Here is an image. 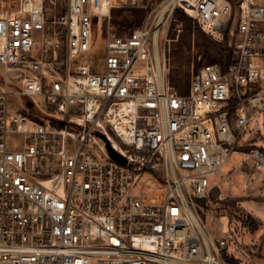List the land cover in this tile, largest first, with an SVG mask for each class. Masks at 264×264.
Segmentation results:
<instances>
[{"label":"built area","instance_id":"obj_1","mask_svg":"<svg viewBox=\"0 0 264 264\" xmlns=\"http://www.w3.org/2000/svg\"><path fill=\"white\" fill-rule=\"evenodd\" d=\"M53 2L0 11V264H264L209 199L212 176L234 196L221 171L231 153L245 189L264 179V150L236 148L264 109V0H167L122 32L110 11L136 0H65L48 15ZM176 8L223 48L220 63L192 69L186 93L168 79ZM14 96L24 108L9 117ZM146 171L163 181L162 203L134 194Z\"/></svg>","mask_w":264,"mask_h":264},{"label":"rangeland","instance_id":"obj_2","mask_svg":"<svg viewBox=\"0 0 264 264\" xmlns=\"http://www.w3.org/2000/svg\"><path fill=\"white\" fill-rule=\"evenodd\" d=\"M18 2L19 0H0V11H13ZM166 2L167 0H136V5L128 3L116 6L109 14L110 26L115 31L122 32L142 25L148 16L150 22ZM64 4L65 0H54L53 4L47 5L46 12L48 15L61 12L64 9ZM155 8L156 10L153 11ZM182 13L185 14V17L179 19L173 12L170 22L168 32L170 41L167 52L169 58L168 79L181 93H186L192 69L194 70L201 63H220L223 48L205 35L183 10ZM103 24L105 25V23ZM178 29L180 32H177ZM96 36V31H94L93 37ZM198 57H200L199 60ZM33 101L37 109L46 116H51V111L46 108L42 97H35ZM22 108H24V104L21 98L12 97L8 105L9 117ZM251 147H260L264 150V109L252 120L246 133L238 137L237 150L248 151ZM92 149L98 157L103 158V153L97 145H92ZM240 159L239 153H231L224 166L223 175H231L233 180L231 190L232 193L234 192V196L229 195L228 186L219 183L221 178L212 176L209 178V184L213 185L218 182V186H214L209 199L215 203L217 209L227 210L230 220L229 233L232 234L236 244L249 247H254L257 244L258 249L264 255V179L260 181L258 177L255 178V182L245 189L243 180L239 178L238 173L234 172L239 166ZM248 164L250 165V163ZM262 173L261 177L264 178V171ZM152 177L156 179V183ZM162 185L163 181L157 173L146 171L136 184L134 194L139 195L142 192L145 202H148L150 198H155L157 203H162L166 195V189ZM220 191L226 196L222 200L216 199ZM198 203L203 207L204 212L209 211L205 207L204 201ZM203 221L207 230L215 235L220 234L217 219L212 220L207 215L203 217ZM234 245V242L229 243L228 253L233 254ZM91 264L96 263L93 261Z\"/></svg>","mask_w":264,"mask_h":264},{"label":"water","instance_id":"obj_3","mask_svg":"<svg viewBox=\"0 0 264 264\" xmlns=\"http://www.w3.org/2000/svg\"><path fill=\"white\" fill-rule=\"evenodd\" d=\"M27 104H28V106H31L30 102H28ZM59 124L62 125V121H59ZM95 135L100 137L105 142L107 152L113 160H115L116 162L123 164V165L126 164V162H127L126 158L123 157L121 154H119L117 151H115L111 147V145L109 144V142L107 141V139L105 138V136L103 134H101L99 132H95Z\"/></svg>","mask_w":264,"mask_h":264},{"label":"trees","instance_id":"obj_4","mask_svg":"<svg viewBox=\"0 0 264 264\" xmlns=\"http://www.w3.org/2000/svg\"><path fill=\"white\" fill-rule=\"evenodd\" d=\"M173 12H174L175 17H177L179 19H181L182 17H185V14L182 13V10L180 8H176ZM247 226L249 227L248 224H247Z\"/></svg>","mask_w":264,"mask_h":264},{"label":"bare ground","instance_id":"obj_5","mask_svg":"<svg viewBox=\"0 0 264 264\" xmlns=\"http://www.w3.org/2000/svg\"><path fill=\"white\" fill-rule=\"evenodd\" d=\"M180 1H181V0H180ZM224 166H225V165H224ZM224 166L222 167V170H221L222 172H224ZM226 220H227L226 217H223V218H222V222L226 223Z\"/></svg>","mask_w":264,"mask_h":264}]
</instances>
